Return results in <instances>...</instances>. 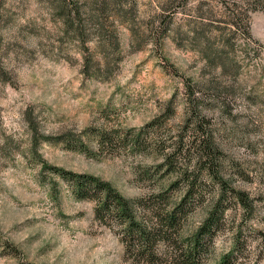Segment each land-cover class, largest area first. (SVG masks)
<instances>
[{"label":"rangeland","instance_id":"rangeland-1","mask_svg":"<svg viewBox=\"0 0 264 264\" xmlns=\"http://www.w3.org/2000/svg\"><path fill=\"white\" fill-rule=\"evenodd\" d=\"M68 1L95 15L84 16L87 39L117 44L95 52L114 55L107 65L89 62L98 75L83 71L88 50L65 29L62 0H0V264H134L118 227L95 220L94 202L75 197L41 163L91 173L127 198L147 203L167 189L178 201L180 165L176 173L158 168L153 147L180 133L187 138L185 121L196 119L195 109L250 208L223 197L201 264L226 253L230 264H264V7L251 10L246 0ZM193 28L222 51L221 63L189 43ZM86 45L91 51L93 39ZM163 114L137 149L130 137L97 146L101 129L136 130ZM217 187L203 181L183 203L182 238L198 229Z\"/></svg>","mask_w":264,"mask_h":264},{"label":"trees","instance_id":"trees-1","mask_svg":"<svg viewBox=\"0 0 264 264\" xmlns=\"http://www.w3.org/2000/svg\"><path fill=\"white\" fill-rule=\"evenodd\" d=\"M246 1L252 5L251 10L258 5L264 7V0ZM58 6L65 29L72 31L74 39L78 41L83 50H88L84 55L83 71L87 72L89 76L98 75L99 69L89 71V62L100 64L102 61L104 65H107L114 55L105 53L100 57L97 53L99 57H96L94 54L99 48L106 52L108 47H115L116 42L110 39L108 41L100 36L97 37L98 39L90 37L94 43V48L90 51L89 46L86 45L90 39L86 38L82 26L84 16L85 18L86 16L94 17L93 12L86 7L80 13L76 6H69L68 0H62ZM232 24L237 30L242 28L245 29V32L247 31L244 24L240 25L241 23L236 21ZM99 34L101 33L99 32ZM189 37V43L192 46L195 45L205 59L210 62H222V51L213 47L210 39L203 36L199 30L193 28ZM191 113L194 117L196 116V119L192 121L193 118L190 117L191 123L188 119L185 121L187 124L185 128L182 127L186 130L190 125L192 126L187 138L184 133H180L178 138L170 144L154 143L153 147L156 152H159L161 158L157 165L158 168L164 167L167 171L176 173L175 165H180V167L178 166L180 171L176 174L179 175L180 180H184V191L178 201L171 199L167 189L157 191L155 195L150 196L147 203L142 197L127 198L121 195L107 180H102L91 173H80L60 166L41 163L42 167L51 169L54 174H58L68 182L75 197L94 202L95 220L109 227H112L113 224L118 227L115 233L124 244L125 255L134 258V264H201L204 253L208 251L210 239L218 229L219 219L224 214L223 197L230 193L243 208L249 207L246 193L235 189L226 178L229 172L222 161L223 151L214 139L212 131L206 127V116L201 115L198 109ZM165 117L168 116L163 114L153 118L145 126L136 130L120 132L119 128L101 129L96 132L97 146L108 147L117 140H125L130 137L132 147L137 149L136 145L139 144L143 131L145 132L149 126L162 124ZM65 142L68 143V140ZM139 150L142 151L141 148ZM206 180L215 181L218 185L216 195L212 197L210 210L199 224L198 229L192 235L182 238L179 226L180 216L184 211L182 205L193 194V191L197 190L198 185ZM231 255L232 253L222 255L217 264H230Z\"/></svg>","mask_w":264,"mask_h":264}]
</instances>
